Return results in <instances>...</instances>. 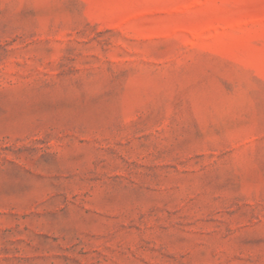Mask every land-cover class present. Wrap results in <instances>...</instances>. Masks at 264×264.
I'll list each match as a JSON object with an SVG mask.
<instances>
[{
	"label": "rangeland",
	"instance_id": "1",
	"mask_svg": "<svg viewBox=\"0 0 264 264\" xmlns=\"http://www.w3.org/2000/svg\"><path fill=\"white\" fill-rule=\"evenodd\" d=\"M0 264H264V0H0Z\"/></svg>",
	"mask_w": 264,
	"mask_h": 264
}]
</instances>
